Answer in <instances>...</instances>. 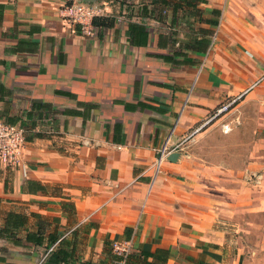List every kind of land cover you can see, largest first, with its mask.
<instances>
[{"label": "crops", "instance_id": "crops-1", "mask_svg": "<svg viewBox=\"0 0 264 264\" xmlns=\"http://www.w3.org/2000/svg\"><path fill=\"white\" fill-rule=\"evenodd\" d=\"M110 1L114 24L87 36L68 0H0V117L32 132L26 173L0 168V264H116L112 242L130 238L129 264H163L160 250L164 264H264V79L220 143L208 129L184 141L264 75V58L221 54L235 25L264 22V0H202L204 17L221 11L212 52L182 44V11L174 23L153 0ZM252 38L248 54H264V30ZM235 64L237 89L222 72ZM34 102L51 110L30 118ZM165 145L177 149L156 169Z\"/></svg>", "mask_w": 264, "mask_h": 264}, {"label": "built area", "instance_id": "built-area-1", "mask_svg": "<svg viewBox=\"0 0 264 264\" xmlns=\"http://www.w3.org/2000/svg\"><path fill=\"white\" fill-rule=\"evenodd\" d=\"M105 0H96L88 2L84 0H68L64 5L63 12L69 21L79 27L80 31L87 36L95 34L97 26L94 25L93 19L97 16H108L110 12L104 9ZM217 34V32L215 33ZM217 35H215L216 39ZM262 79L264 75L256 80L249 88L240 92L238 95L222 102L209 116L196 126L184 141H188L192 136L202 131L205 127L218 120L220 117L226 115L233 108L243 96L254 88ZM222 129L225 133L232 130L230 123H222ZM29 131L25 126L17 123H9L0 117V168H21L26 173V162L24 161L25 147L28 142ZM177 147L169 148L163 146L159 152L160 157L156 161L155 168L159 169L161 162L170 153L176 150ZM112 252L116 264H129L130 256L134 251L133 239H124L120 241H113L111 244ZM51 251V249H50Z\"/></svg>", "mask_w": 264, "mask_h": 264}, {"label": "rangeland", "instance_id": "rangeland-1", "mask_svg": "<svg viewBox=\"0 0 264 264\" xmlns=\"http://www.w3.org/2000/svg\"><path fill=\"white\" fill-rule=\"evenodd\" d=\"M119 1H121V0H111L110 3L111 4H115V3L117 4ZM124 3L127 4L126 8L130 7V5L137 4V3H135L134 0H125ZM155 9H157V7H155ZM106 12L109 13V11H107V10H106ZM168 13L170 15H172V12H170L169 10L167 13L165 12L163 14L166 15ZM180 15H181L180 24L177 27L180 28L179 31L181 32V34L178 37L182 40V44H187V43H183L185 41L190 42V44H194L195 42H197V39L200 38V36H202L203 29H207L208 32H210L209 34L211 35L210 36L211 43L209 46L210 52L215 50L216 46L218 45V43L220 41L219 40L220 35L218 32L219 23L217 25L207 23L206 22L207 17H204L205 16L204 11L203 10L197 11V9H195V8L191 9L188 7L187 10L185 12H181ZM211 17L217 18V15H213ZM237 26H239V25H237ZM258 28H260L261 30H264V22L261 20L254 22L251 15H250V19H247V21H245V20L241 21L240 27L236 28V25H235V31L230 30L229 34H227L222 41L224 43L221 44V48H222L221 54H225L228 58H232V57L235 58L234 61L239 59V60L243 61L244 64H247L248 68L251 69L253 66L252 65L253 63H256L257 61H260V60H262V58H264V54H257L254 57H252L247 52L248 50H250L253 53L251 44H246V43L249 42V40L252 41V39H253L252 36L254 35L255 31ZM179 31H176L175 34L178 35ZM216 32H217V34H215ZM215 35H217L216 39H215ZM242 55H247L249 61L248 62L245 61L241 57ZM222 72L227 73L226 77H227L230 85H233L232 87L234 89H237L238 88L237 82H238V78H239L238 74L240 71L236 67V64L234 66L228 67V69H226V70H222ZM217 73H219L218 74L219 76L222 74L220 69H217ZM263 74H264V72H263ZM218 106H220V105H218ZM217 107H215L214 110ZM263 108H264V105H263ZM214 110H212V111H214ZM236 114L237 113L235 110L234 112H231L227 116L224 115V116L220 117L218 120L214 121L213 123H211L210 125L205 127L202 131H200L199 133L192 136L188 141L191 140L192 142L195 143L194 138L196 136H198V134H202L205 131H207V129H208V136L214 132L216 134L214 141L216 143H220L221 134H223L221 131L222 123H224L226 121H230L232 119H235ZM6 120H7V118H6ZM45 121H48V120L45 119ZM212 125H214V126H212ZM211 126H212V128H211ZM232 132H230V133H232ZM30 133L32 134V132H30ZM230 133H228V134H230ZM223 135H225V134H223ZM202 136H204V134L201 135L200 138H202ZM213 145H215V144H213Z\"/></svg>", "mask_w": 264, "mask_h": 264}, {"label": "trees", "instance_id": "trees-1", "mask_svg": "<svg viewBox=\"0 0 264 264\" xmlns=\"http://www.w3.org/2000/svg\"><path fill=\"white\" fill-rule=\"evenodd\" d=\"M202 2V0H153L152 4H153V12H156L157 9H155L156 4H159L161 7H163V9L165 7L171 8L173 11V22L175 23L176 21V17L178 15V13L185 12L187 10V8H195L197 9V11H201L200 8H198L199 3ZM146 11L149 12V4L148 5H144L142 8V12L144 14V12L146 13ZM214 15H217V18H211V19H206V22L209 24H213V25H217L219 23V16L221 11L219 9H214L213 10ZM162 15V12L160 11V14L158 15V18H161L160 16ZM2 17V13H0V19ZM93 23L95 26L101 27V26H112L114 24V19L113 17L109 16H97L93 19ZM129 28L130 31L132 32V35H134V37L136 36L135 34L139 35L140 33H143L146 31L147 26L143 23H137V22H131L129 24ZM208 30L207 29H203V36L201 38L197 39V42H195L194 44H192L190 47L194 50H197L198 52H204L206 51L207 48H209L211 40L210 38L206 37V35H208ZM163 58H165L166 60H173L174 58L171 56H163ZM48 104L45 103H41V102H34L32 105V110L28 113L29 117L31 118L34 114L35 111H44V110H51V107ZM17 121V119H10L7 120V122L9 123H15ZM41 135V134H38ZM31 136L28 135V138H30ZM160 252H163L166 254V257L163 258V264L164 262L167 260V251L165 250H160ZM156 255L153 252H145L144 253V258L147 259L149 256H154ZM114 256V255H113ZM131 257V256H130ZM115 258V257H114ZM143 264H154L153 262H148V260H145V262Z\"/></svg>", "mask_w": 264, "mask_h": 264}, {"label": "water", "instance_id": "water-1", "mask_svg": "<svg viewBox=\"0 0 264 264\" xmlns=\"http://www.w3.org/2000/svg\"><path fill=\"white\" fill-rule=\"evenodd\" d=\"M85 1L93 2V1H96V0H85ZM168 157L170 158L171 156H168Z\"/></svg>", "mask_w": 264, "mask_h": 264}]
</instances>
